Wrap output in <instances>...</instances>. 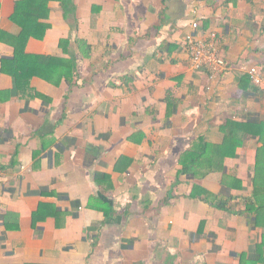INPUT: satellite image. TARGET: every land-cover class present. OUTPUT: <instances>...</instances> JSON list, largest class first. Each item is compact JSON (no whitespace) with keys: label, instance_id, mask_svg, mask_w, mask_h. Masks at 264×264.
<instances>
[{"label":"crops","instance_id":"0c3cea01","mask_svg":"<svg viewBox=\"0 0 264 264\" xmlns=\"http://www.w3.org/2000/svg\"><path fill=\"white\" fill-rule=\"evenodd\" d=\"M26 2L0 0V32L21 34ZM42 23L26 53L67 49L77 69L16 95L0 42V264H264L247 200L264 189L260 137L200 177L180 164L200 138L223 145L229 121L264 122V0H51ZM213 34L218 78L185 40Z\"/></svg>","mask_w":264,"mask_h":264},{"label":"trees","instance_id":"16d2710c","mask_svg":"<svg viewBox=\"0 0 264 264\" xmlns=\"http://www.w3.org/2000/svg\"><path fill=\"white\" fill-rule=\"evenodd\" d=\"M51 0H27L26 9L17 12L12 21L16 23L22 32L19 36H12L5 32H0V42L9 44L15 50L14 58L5 64L4 71L15 79V94L27 96L30 93L31 80L35 77L44 79L49 83L57 81H72L77 69V60L75 55L70 54L64 49L68 58H59L51 56H36L26 53L27 43L31 38L42 40L48 30V25L42 23V19L47 16L48 4ZM79 53L84 58L91 56V47L84 42L78 44ZM226 131V140L223 145H213L206 142L203 138L186 151L181 157L180 164L182 172L194 177H200L195 171L196 168L216 167L229 156H235L236 150L243 143L241 136L260 137L262 147L257 156V171L255 174L256 186L259 183L264 184V122L262 123H240L229 121L224 126ZM239 135V137H238ZM214 168L209 170L213 172ZM197 188L194 196L197 195ZM249 205H252L255 211L262 213L264 211V189L256 190L250 199H247ZM219 208L226 209L225 204H219Z\"/></svg>","mask_w":264,"mask_h":264},{"label":"built area","instance_id":"2783aa9c","mask_svg":"<svg viewBox=\"0 0 264 264\" xmlns=\"http://www.w3.org/2000/svg\"><path fill=\"white\" fill-rule=\"evenodd\" d=\"M193 29L199 28V23L193 24ZM186 47L191 58V63L196 69H207L210 71L212 78H218L227 70L226 61L219 55L217 48V36L211 35L208 41L199 40L194 36L186 37ZM255 84H260L261 80L252 76Z\"/></svg>","mask_w":264,"mask_h":264}]
</instances>
